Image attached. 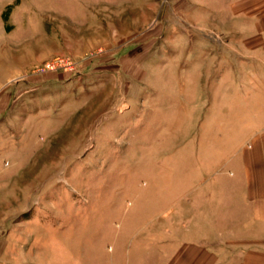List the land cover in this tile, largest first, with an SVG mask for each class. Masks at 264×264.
Masks as SVG:
<instances>
[{"label": "rangeland", "instance_id": "rangeland-1", "mask_svg": "<svg viewBox=\"0 0 264 264\" xmlns=\"http://www.w3.org/2000/svg\"><path fill=\"white\" fill-rule=\"evenodd\" d=\"M236 4L0 0V264L225 245L264 124L261 33Z\"/></svg>", "mask_w": 264, "mask_h": 264}, {"label": "crops", "instance_id": "crops-1", "mask_svg": "<svg viewBox=\"0 0 264 264\" xmlns=\"http://www.w3.org/2000/svg\"><path fill=\"white\" fill-rule=\"evenodd\" d=\"M245 1L247 5L252 1L246 9L243 4L231 7V20L247 19L253 30L261 33L256 48H261L264 56V0ZM242 151L244 160L231 175L235 183H241V191L229 192L230 233L226 239L214 237L225 245L210 249L198 241L181 242L170 264H264V124Z\"/></svg>", "mask_w": 264, "mask_h": 264}, {"label": "built area", "instance_id": "built-area-1", "mask_svg": "<svg viewBox=\"0 0 264 264\" xmlns=\"http://www.w3.org/2000/svg\"><path fill=\"white\" fill-rule=\"evenodd\" d=\"M163 2H167V0H163Z\"/></svg>", "mask_w": 264, "mask_h": 264}]
</instances>
